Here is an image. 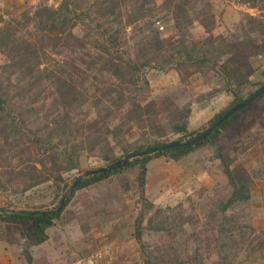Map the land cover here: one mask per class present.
<instances>
[{"label":"trees","instance_id":"obj_1","mask_svg":"<svg viewBox=\"0 0 264 264\" xmlns=\"http://www.w3.org/2000/svg\"><path fill=\"white\" fill-rule=\"evenodd\" d=\"M59 1L57 8L40 7L19 20L5 22L0 17V53L6 59L1 69L5 83L0 72V212H12L0 214V241H22V257L33 264L32 249L50 239L48 231L78 192L137 169L133 238L142 264H240L244 249L248 260L260 255L264 239H252L255 231L239 207L251 200L254 186L264 181V164L251 171L233 169L220 136L253 113L264 95L195 146L134 159L126 167L74 182L70 174L81 170L83 153L108 166L132 154L192 138L201 133L190 131L193 105L203 111L223 97L231 99L208 128L256 92L250 88L264 83L252 79L250 63L264 60V0H235L260 13L246 17L249 30L242 37L215 35L216 16L208 0H94L98 17L91 21L102 19L120 28L102 30L103 25L97 24L92 46L89 35L74 33L91 17L83 9L88 1ZM129 8L131 12L124 15L123 9ZM163 16L173 20L177 41L167 44L152 31L145 39L151 56L142 61L121 50L123 29H135L146 18V28L151 29ZM194 23L203 28L204 39L192 38ZM52 56L63 59L54 71L45 62ZM166 69L175 70L182 84L199 76L211 88L183 107L173 95L151 96L148 73ZM204 149L212 150L220 162L231 189L229 198L205 213L204 208L187 211L182 204L156 207L146 197L150 163L161 158L179 163ZM64 197L65 205L58 210ZM37 211L45 214L31 215Z\"/></svg>","mask_w":264,"mask_h":264},{"label":"rangeland","instance_id":"obj_2","mask_svg":"<svg viewBox=\"0 0 264 264\" xmlns=\"http://www.w3.org/2000/svg\"><path fill=\"white\" fill-rule=\"evenodd\" d=\"M87 1L83 9L90 12L91 17L76 28L74 33L80 37L89 35V45L92 46L95 45L92 43V37H97L95 33L99 30L97 24L103 25L102 30L112 28L113 31L120 26L118 23L106 25L102 19L93 23L91 20L98 17L97 9L93 5L95 1ZM158 1L162 3L165 0ZM148 2L151 3L153 0H148ZM208 2L213 7L216 16L215 35L233 34L242 37L249 30L246 17L248 15L258 16L257 13L247 12L248 10L243 8L246 5L235 0H208ZM59 4V0H0V17L5 22L19 20L24 14H33L40 7L57 8ZM129 12L131 8L123 9L124 15ZM148 21L149 19L146 18L135 29L131 27L123 29L121 50L135 60L142 61L151 56L150 42H146L145 39L150 37L152 31L167 44L174 43L178 39L170 17L159 18V22L151 29L146 28L145 24L148 25ZM2 26L0 24V28ZM142 28H146L144 33H141ZM190 34L194 40L204 39L206 36L198 23H194L190 28ZM62 60L60 57L52 56L45 62L46 66L54 71ZM5 63L6 59L0 53L1 73H3L1 69ZM250 64L254 70L252 79L255 82L264 83V78L261 76L264 71V60L253 59ZM148 77L151 96L173 95L178 97L177 103L180 107L193 101L197 95L208 92L211 88L208 80L199 76L193 77L189 84H182L179 75L171 69L161 72L151 71ZM5 79L6 74L3 73L4 83ZM11 82L14 86L11 92L14 93L16 81L12 79ZM250 89L255 91L259 88ZM230 103V98L223 97L203 111L193 105L190 131L202 132L203 128L207 129L209 121L224 111ZM40 117L42 118L43 115L41 114ZM220 144L225 150L231 167L235 170L243 168L251 171L264 164V99L257 104L253 113L244 116L239 123L220 136ZM80 162L81 170L70 174L73 182L85 176L87 172L105 167V164L87 153L82 154ZM138 173L137 169L129 170L78 192L61 219L56 222V225L59 222L61 228L66 227L65 257H56L55 254H47L45 249H36L34 252L36 259L33 264H40V262L43 264L44 258L47 259L44 264H49L48 262H51L50 264H142L139 246L133 238L134 221L138 213L139 194L136 183ZM259 183H264V181L257 184ZM230 193L231 189L222 173L220 162L214 158L213 151L210 149L201 150L179 163L170 162L164 158L150 163L146 197L156 207L174 208L182 204L187 211L201 212L204 208L205 213L208 207L227 200ZM248 203L241 205L239 212L255 231L252 239L259 236L263 240L264 230H260L259 225L256 224L258 216L248 209ZM52 240L56 241L57 238L53 236ZM146 240L153 241L148 236ZM247 254L248 251L244 249L239 256L240 264H264V249L253 259H246ZM97 255L102 256V259H96Z\"/></svg>","mask_w":264,"mask_h":264},{"label":"crops","instance_id":"obj_3","mask_svg":"<svg viewBox=\"0 0 264 264\" xmlns=\"http://www.w3.org/2000/svg\"><path fill=\"white\" fill-rule=\"evenodd\" d=\"M243 8L246 9V11L248 10L247 12L257 13V15L260 14L259 11L251 9L248 6H243ZM251 195V200L249 201L247 207L251 212H255L257 214L258 219L256 224L259 225L260 230H264V183L257 184L252 189ZM58 223L54 228L48 231L50 239L45 244L32 249L34 259H36L34 255L36 249H45L49 255L55 254L56 257H65L66 227L63 226L61 228ZM53 236L57 238L56 241L52 240ZM22 246V241H16L9 244L0 241V264H27L21 254ZM42 261L44 264L47 262V259L44 258ZM48 263L50 264L51 262ZM40 264L42 263L40 262Z\"/></svg>","mask_w":264,"mask_h":264},{"label":"water","instance_id":"obj_4","mask_svg":"<svg viewBox=\"0 0 264 264\" xmlns=\"http://www.w3.org/2000/svg\"><path fill=\"white\" fill-rule=\"evenodd\" d=\"M263 95H264V84L256 92H254L249 98H247L243 102H241L238 105L229 109L216 123H214L212 126L205 129L204 131H202L198 135H196V136H194L188 140H176L172 143L166 144V145L159 147V148H152L149 150H145L143 152L132 154V155L127 156L126 158L120 160V161L115 162L114 164H110L108 166L101 167V168H98L96 170L90 171L83 177L95 176V175H100V174H107V173H110V172L115 171L117 169H120L122 167H126L134 159L142 158L145 156H150V155L156 154L158 152L167 151L170 149L187 148V147L195 146V145L199 144L200 142H203L206 139H208L210 136H212V134L216 130H218L231 117H233L238 112H240L243 109L250 106L252 103H254L256 100L261 98ZM83 177H81V179ZM76 184H77V182L74 184L73 188L76 186ZM65 202H66V197H64L60 201L59 206H58V210H62V208L65 205ZM0 214L1 215H6V214L10 215V214H12V212L11 211L0 212ZM23 214L29 215V213H23ZM39 214H45V213L39 212V211L31 213V215H33V216L39 215Z\"/></svg>","mask_w":264,"mask_h":264},{"label":"built area","instance_id":"obj_5","mask_svg":"<svg viewBox=\"0 0 264 264\" xmlns=\"http://www.w3.org/2000/svg\"><path fill=\"white\" fill-rule=\"evenodd\" d=\"M161 30H163V28H161ZM96 259L101 260V259H102V256L97 255V256H96Z\"/></svg>","mask_w":264,"mask_h":264}]
</instances>
